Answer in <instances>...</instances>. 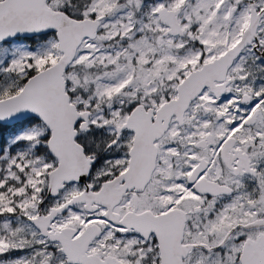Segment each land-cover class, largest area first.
Instances as JSON below:
<instances>
[{
    "label": "snow or ice",
    "instance_id": "snow-or-ice-1",
    "mask_svg": "<svg viewBox=\"0 0 264 264\" xmlns=\"http://www.w3.org/2000/svg\"><path fill=\"white\" fill-rule=\"evenodd\" d=\"M0 264H264V0H0Z\"/></svg>",
    "mask_w": 264,
    "mask_h": 264
}]
</instances>
